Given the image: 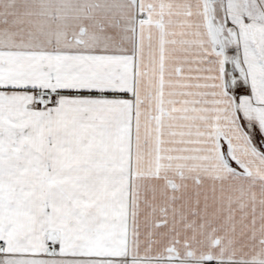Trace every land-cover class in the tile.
Segmentation results:
<instances>
[{
	"label": "snow or ice",
	"instance_id": "6c2138e0",
	"mask_svg": "<svg viewBox=\"0 0 264 264\" xmlns=\"http://www.w3.org/2000/svg\"><path fill=\"white\" fill-rule=\"evenodd\" d=\"M0 264H264V0H0Z\"/></svg>",
	"mask_w": 264,
	"mask_h": 264
}]
</instances>
